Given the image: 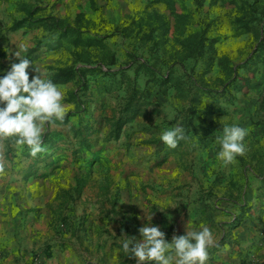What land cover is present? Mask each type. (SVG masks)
Segmentation results:
<instances>
[{
  "label": "rangeland",
  "instance_id": "374dc122",
  "mask_svg": "<svg viewBox=\"0 0 264 264\" xmlns=\"http://www.w3.org/2000/svg\"><path fill=\"white\" fill-rule=\"evenodd\" d=\"M19 1L0 0V77L19 63L21 43L32 61L30 80L35 66L49 79L67 66L97 68L56 84L67 115L47 128L45 152L32 157L26 145L5 141L0 187L21 220L39 213L36 220L49 222L45 229L61 245L102 264H137L122 244L142 239L139 228L150 222L168 242L186 234L191 215L196 227L212 231L253 222L264 233V20L255 32L237 33L234 25L254 0H205L201 7L176 0L175 10L164 0H24L34 10L29 17ZM154 12L169 20L167 35L150 33ZM178 14L185 35L209 25L237 68L236 85L218 68L202 75L201 63L186 55ZM16 22L23 26L13 29ZM67 24L81 29L79 44L77 31L62 33ZM204 82L209 90L200 95L196 125L169 148L162 132L184 128L191 113L180 84L192 90ZM233 124L248 132L246 152L224 165L216 137Z\"/></svg>",
  "mask_w": 264,
  "mask_h": 264
},
{
  "label": "clouds",
  "instance_id": "9594fccd",
  "mask_svg": "<svg viewBox=\"0 0 264 264\" xmlns=\"http://www.w3.org/2000/svg\"><path fill=\"white\" fill-rule=\"evenodd\" d=\"M17 49L14 56L19 63H12L10 70L0 77V174L6 168L5 141L14 140L16 147L26 145L30 155L36 157L46 151L42 138L47 128L56 121L63 122L67 115L64 93L36 66V75L30 80L27 70L32 61L22 55L28 51V46L21 43ZM222 133L216 137L220 145L218 159L224 165L232 164L237 156L245 154L244 140L248 132L233 124L223 126ZM160 139L175 149L186 139L185 130L181 126L164 130ZM139 233L142 239L131 237L122 244L123 252L137 264H206L208 249L216 243L210 228L203 224L199 230L174 235L171 242L166 240L159 226L151 222L140 227Z\"/></svg>",
  "mask_w": 264,
  "mask_h": 264
},
{
  "label": "crops",
  "instance_id": "0c3cea01",
  "mask_svg": "<svg viewBox=\"0 0 264 264\" xmlns=\"http://www.w3.org/2000/svg\"><path fill=\"white\" fill-rule=\"evenodd\" d=\"M5 195L0 187V264H102L95 258L85 260L71 244L61 245L45 229L49 222L36 220L39 213L21 220L20 207L9 203ZM192 218L191 215L186 231L200 229ZM216 228L211 230L216 243L208 249L206 264L264 262V233L257 224L251 222L234 228L219 224Z\"/></svg>",
  "mask_w": 264,
  "mask_h": 264
},
{
  "label": "trees",
  "instance_id": "16d2710c",
  "mask_svg": "<svg viewBox=\"0 0 264 264\" xmlns=\"http://www.w3.org/2000/svg\"><path fill=\"white\" fill-rule=\"evenodd\" d=\"M164 1L167 3L169 8L175 10L176 0H164ZM198 1H199L198 2L199 7L204 5L205 0H198ZM18 3L20 4L21 9L25 11L28 17L34 14V10L31 9V4L25 2L24 0L19 1ZM82 16L83 14L80 13L79 18H82ZM178 19H180L181 22L182 33L183 35H185L184 33L186 27H182L186 23L185 16L184 15L180 16L178 14ZM263 20H264V0H254V2L248 4L246 11L243 14L237 16V18L235 19L234 21L235 30L237 33L255 32L257 27L260 25V23ZM142 23L143 22H139L140 25H142ZM148 24L152 26L150 32L152 34H154L158 30H162V34L165 36L170 31L169 20L158 12H154V14L152 15V20L151 22H148ZM22 26H23L22 22L21 23L16 22L13 26V29H18ZM65 27L66 28L62 33L66 36L67 35L74 36L75 34H77L76 31L79 33V35L75 36L73 40L75 44H79L81 39L83 40V37L80 36L82 34L81 29L71 26L69 24H67ZM150 35L151 34H149V36ZM183 41L187 49L186 55L195 59L197 65L201 63L203 76H206L207 74L211 73L215 68H218L219 73L221 74L225 82L234 85L237 84L236 81L240 77L237 68L233 64V61L228 54L220 52L219 46L217 44L219 38L211 37L209 35V25H207L202 29L190 31L188 34L185 35ZM96 72H97L96 67L76 68L74 66H67L59 69L50 79L53 81V83L60 84L72 80L78 74L80 76H87L89 74L93 75ZM111 74H116V73L111 72ZM114 81L116 82L117 78ZM122 81L123 80L121 79L119 83L121 84ZM188 84L185 83L184 84L185 86H183L182 83L180 84L181 86L179 88L180 95L186 96L189 99H191V104L188 107V110H190L191 113L190 116H188L186 118V121L184 122V130L187 133L190 132L192 126L196 125V121L198 118L197 116L198 103L201 101V96H203V93H207L208 92L207 90H209L207 88L208 84L206 82L202 83V86L199 87L198 85L197 86L195 85L196 86L195 89L192 88V90L189 89V87H192V84L189 85ZM194 90H196V92H194ZM192 92H194V94ZM72 95L75 96L76 92H72ZM131 105L132 104L128 106L129 107L128 114L133 111V108H130ZM120 123L121 122H119V125ZM201 123L202 122H200L199 125H201ZM204 126L207 127V129L210 132L214 131V128L211 125H204Z\"/></svg>",
  "mask_w": 264,
  "mask_h": 264
}]
</instances>
